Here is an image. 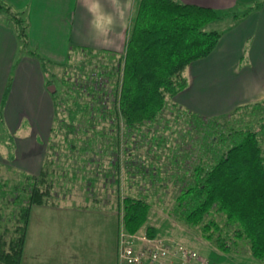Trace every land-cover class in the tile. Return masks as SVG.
<instances>
[{
	"label": "trees",
	"instance_id": "trees-1",
	"mask_svg": "<svg viewBox=\"0 0 264 264\" xmlns=\"http://www.w3.org/2000/svg\"><path fill=\"white\" fill-rule=\"evenodd\" d=\"M250 9L239 14L180 0H137L125 50L120 57L122 77L112 90L114 106L110 113L115 116L116 128L120 130L121 121L128 130L157 121L168 106V99L189 86L187 69L190 64L210 55L224 34V30L207 27L230 15L238 19L249 13ZM0 10L10 14L22 49L35 54L28 48L29 35L25 20L10 11V7L2 0ZM113 74L116 75V71L110 72V75ZM10 86L11 79L3 103ZM104 92L108 94L107 90ZM56 93L52 94L55 106L58 103ZM83 95L82 90L71 89L70 86L69 97L73 107L69 108V122L72 127L77 120L89 119L92 110L100 107L97 101L93 105L89 101H82ZM95 98L99 100V96ZM176 105L173 103V107ZM177 110L189 115L193 119L191 123L196 122L194 127L201 137L197 141L201 144L202 152L191 174L185 171L179 177L176 175L182 184L176 210L188 225L198 227L207 240L213 241L224 252L231 253L235 245L245 241L255 258L264 259L262 137L250 128L228 127V130L217 131L215 126H218L221 116L205 117L182 107H177ZM103 112L102 115H105ZM90 124H94L92 120ZM1 127L0 154L12 160L15 157V133L6 130L0 112V130ZM2 138H5L4 141ZM78 140L83 138L71 141L73 148L77 147ZM51 148L53 145L49 144L48 149ZM188 157L189 154H186L182 160ZM178 158L172 160V166L179 164ZM54 165L53 155L47 150L39 173L22 172L21 179L10 189L11 198L6 200L7 192L2 194L4 203L0 204V264H22L32 207L60 204L54 198ZM104 173L116 174L110 169ZM154 175L152 172L153 178ZM159 176L158 170L154 179L162 182ZM90 181L94 179L90 178ZM119 197L121 226L125 232L133 234L145 228L148 236L157 237L155 226L147 223L152 203L144 196ZM92 203H85L84 206H92Z\"/></svg>",
	"mask_w": 264,
	"mask_h": 264
},
{
	"label": "crops",
	"instance_id": "crops-1",
	"mask_svg": "<svg viewBox=\"0 0 264 264\" xmlns=\"http://www.w3.org/2000/svg\"><path fill=\"white\" fill-rule=\"evenodd\" d=\"M3 1L20 10L16 0ZM180 1L230 13L251 9L236 20L218 22L224 34L217 47L190 64L189 86L172 98L174 102L205 117L264 103V0ZM136 4L137 0H32L31 12H22L28 23L29 49L40 46L42 54L22 49L14 25L0 13V112L6 130L15 133V157L7 160L0 154L1 162L32 174L44 164L55 104L42 60L68 52L62 44L54 51V41L63 39L66 48L124 51ZM64 203L32 207L22 264H117L114 216L110 215V231L97 225L87 231L86 218L104 221L105 215L90 213L85 204ZM102 250L109 254L100 259Z\"/></svg>",
	"mask_w": 264,
	"mask_h": 264
},
{
	"label": "rangeland",
	"instance_id": "rangeland-1",
	"mask_svg": "<svg viewBox=\"0 0 264 264\" xmlns=\"http://www.w3.org/2000/svg\"><path fill=\"white\" fill-rule=\"evenodd\" d=\"M16 1L19 11L2 0L6 6L10 7V11L25 20L26 25V15L22 11L31 12L32 0ZM0 13L14 25L9 13L5 10H0ZM227 18L231 21L236 20L232 15ZM218 22L210 24L207 28L222 29V24L218 25ZM26 26L28 33V23ZM58 44H62L61 49L65 48L68 51L66 55L59 54L54 59L42 60L44 70L48 74L49 86L55 85L58 102L55 106L57 118L54 119L52 126L54 129L48 140V144H52L53 148L47 147L55 160L54 198L60 203L65 202L64 205L72 204L75 207H83L85 203L94 201L92 206L84 207L90 208V213L97 211L94 214L105 215L107 219L103 221L97 218L98 220L95 221L94 216L86 218L83 224L87 231L96 225L99 226L98 229L106 228L110 231L112 218L110 215L114 216L117 264L120 262V251L124 243L122 232L125 231L121 226L122 212L119 196L126 195L144 196L152 203L147 223L156 228L158 236L153 238L189 246L199 252L210 264H264V259L255 258L251 254L250 246L245 241L235 245L231 253L219 249L213 241L207 240L201 234L198 227L188 225L175 208L182 186L177 179L183 173L185 174V171L192 173L195 161L202 152L201 144L197 141V138L201 137L197 135L194 127L196 122L191 123L193 119L189 115L177 110V107L180 109L181 106L177 104L173 107L174 100L168 99V106L154 123L128 130L121 121L120 130L117 129L114 123L115 116L111 115L110 110L114 106L112 90L122 77V67L119 68V63L124 51L113 52V50L79 46L66 48L63 39L54 41L56 47L52 48L54 51L58 52L60 47ZM28 48H30V42ZM35 49L42 54V47L36 46L32 50ZM111 71H116L117 74L110 75ZM70 86L71 89L82 90L84 93L82 101H89L91 105L95 101L100 103L99 109L92 110L89 119L77 120L73 127L69 122V108L73 107L69 97ZM106 90L108 94L104 92ZM97 96L99 100L95 98ZM102 110L105 115H102ZM219 116H221L219 124L215 126L217 131L228 130V127L256 130L262 137L264 148V127L262 126L264 103L259 106L242 105ZM207 117L215 118L216 116ZM62 119L65 121H61ZM91 120L93 125H89ZM219 134V132L216 133L217 136ZM64 138H69V142ZM75 138H83V140H78L77 147L73 148L71 141ZM4 139L2 138L3 141ZM186 154H189V157L182 160ZM177 158L179 164L172 166V160L176 161ZM109 169L116 174L106 175L104 172ZM158 170L159 177L163 179L162 182L154 179ZM152 172L155 173L154 178ZM21 173L20 170H15L14 167L0 161V204L4 203L2 194L7 192L6 200L11 198L10 189L21 179ZM90 178L94 181H90ZM145 230L143 228L136 233H145ZM134 244L144 246L138 239ZM99 253L100 259L109 254L106 250Z\"/></svg>",
	"mask_w": 264,
	"mask_h": 264
},
{
	"label": "built area",
	"instance_id": "built-area-1",
	"mask_svg": "<svg viewBox=\"0 0 264 264\" xmlns=\"http://www.w3.org/2000/svg\"><path fill=\"white\" fill-rule=\"evenodd\" d=\"M122 234L124 243L119 264H210L189 246L151 238L146 232L131 234L123 231ZM136 239L142 241L144 246H136Z\"/></svg>",
	"mask_w": 264,
	"mask_h": 264
},
{
	"label": "water",
	"instance_id": "water-1",
	"mask_svg": "<svg viewBox=\"0 0 264 264\" xmlns=\"http://www.w3.org/2000/svg\"><path fill=\"white\" fill-rule=\"evenodd\" d=\"M48 89L51 91V92H55V85L54 84H51L49 87H48Z\"/></svg>",
	"mask_w": 264,
	"mask_h": 264
}]
</instances>
